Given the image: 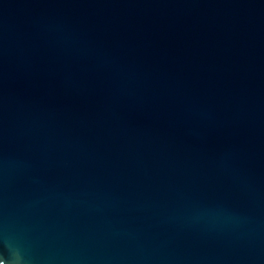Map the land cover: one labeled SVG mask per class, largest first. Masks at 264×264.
I'll return each mask as SVG.
<instances>
[{"label":"water","instance_id":"95a60500","mask_svg":"<svg viewBox=\"0 0 264 264\" xmlns=\"http://www.w3.org/2000/svg\"><path fill=\"white\" fill-rule=\"evenodd\" d=\"M0 264H264V0H0Z\"/></svg>","mask_w":264,"mask_h":264}]
</instances>
